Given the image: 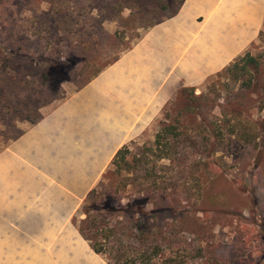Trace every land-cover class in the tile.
Here are the masks:
<instances>
[{
    "label": "rangeland",
    "instance_id": "374dc122",
    "mask_svg": "<svg viewBox=\"0 0 264 264\" xmlns=\"http://www.w3.org/2000/svg\"><path fill=\"white\" fill-rule=\"evenodd\" d=\"M178 1L0 0V151L170 16ZM246 52L260 62L253 81L259 93L225 75L194 88L198 99L177 92L96 184L97 200L112 205L150 197L145 209L157 212L153 232L163 256L264 264V27ZM69 56L81 60L70 81L59 89L42 79L48 64ZM167 125L174 131L157 146ZM159 149L168 155L157 158ZM88 262L107 264L81 249V264Z\"/></svg>",
    "mask_w": 264,
    "mask_h": 264
},
{
    "label": "crops",
    "instance_id": "0c3cea01",
    "mask_svg": "<svg viewBox=\"0 0 264 264\" xmlns=\"http://www.w3.org/2000/svg\"><path fill=\"white\" fill-rule=\"evenodd\" d=\"M262 27L264 0H184L10 141L0 151V264H81V249L97 256L73 218L117 151L180 89L245 53Z\"/></svg>",
    "mask_w": 264,
    "mask_h": 264
},
{
    "label": "trees",
    "instance_id": "16d2710c",
    "mask_svg": "<svg viewBox=\"0 0 264 264\" xmlns=\"http://www.w3.org/2000/svg\"><path fill=\"white\" fill-rule=\"evenodd\" d=\"M165 2L167 5H173L175 0H165ZM183 2L184 0H179L175 10L167 18L175 15ZM118 58L102 66L83 85ZM80 62L81 60L77 56H69L64 60L53 61L47 65L46 70L42 73V79L60 89L63 83L70 81L72 71ZM259 69L260 62L258 58L250 52H245L219 73L208 78H221L225 75L229 83H239L242 87L250 89L251 93H259L258 89L253 88V86H256L253 81ZM187 92H190L189 95L192 93L193 96L194 88H182L177 94L185 95ZM192 99H198V97L193 96ZM173 131L174 128L169 125L163 127L157 134L156 145H160L163 134H169ZM127 152L125 146L119 149L111 165L118 167ZM166 153L164 150L159 149L156 157L162 159L168 155ZM100 186L101 183L93 188L81 205L80 215L84 217L81 219L73 218V223L77 227L81 238L95 254L102 256L107 264H189L183 260H178L179 257L183 256L178 255L176 252H168L167 257L163 256V246L157 240L160 235L153 232L157 212L145 209L149 204L150 197L145 200H134L131 204L121 205L118 203L112 205L107 199L97 200L98 187ZM128 211L132 213L130 214ZM166 211L169 212V210ZM198 252L200 253L201 250H198Z\"/></svg>",
    "mask_w": 264,
    "mask_h": 264
}]
</instances>
